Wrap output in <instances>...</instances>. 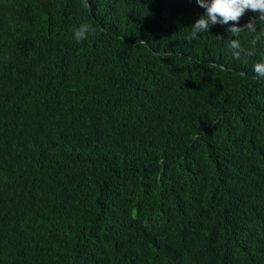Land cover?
Instances as JSON below:
<instances>
[{"label":"trees","instance_id":"16d2710c","mask_svg":"<svg viewBox=\"0 0 264 264\" xmlns=\"http://www.w3.org/2000/svg\"><path fill=\"white\" fill-rule=\"evenodd\" d=\"M204 13L0 0V264H264V26Z\"/></svg>","mask_w":264,"mask_h":264},{"label":"clouds","instance_id":"9594fccd","mask_svg":"<svg viewBox=\"0 0 264 264\" xmlns=\"http://www.w3.org/2000/svg\"><path fill=\"white\" fill-rule=\"evenodd\" d=\"M197 4L205 9V13L198 18L191 26V31L187 35L189 41L198 38V34L208 32L210 25L228 24L233 22L228 28V32L235 37H239L242 32L256 33V19L253 18L244 27H238L240 18L247 10L258 13L260 25L264 26V0H196ZM85 7L88 4L85 2ZM73 38L77 43H81L94 34L95 29L88 23H81L73 30ZM264 35V31L261 32ZM259 37L252 40L253 46L258 42ZM143 42V41H142ZM227 47L232 51L235 58H240L243 53L245 56L255 55V47L244 49L239 39H231ZM254 78L264 79V58L253 65Z\"/></svg>","mask_w":264,"mask_h":264}]
</instances>
